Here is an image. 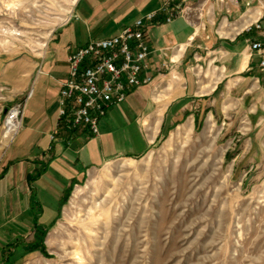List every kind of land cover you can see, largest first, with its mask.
Masks as SVG:
<instances>
[{
	"label": "rangeland",
	"instance_id": "374dc122",
	"mask_svg": "<svg viewBox=\"0 0 264 264\" xmlns=\"http://www.w3.org/2000/svg\"><path fill=\"white\" fill-rule=\"evenodd\" d=\"M76 1L0 0V72L38 56ZM224 90L145 154L90 171L15 264H264V84L250 108Z\"/></svg>",
	"mask_w": 264,
	"mask_h": 264
},
{
	"label": "crops",
	"instance_id": "0c3cea01",
	"mask_svg": "<svg viewBox=\"0 0 264 264\" xmlns=\"http://www.w3.org/2000/svg\"><path fill=\"white\" fill-rule=\"evenodd\" d=\"M237 1L209 0L193 24L177 19L150 25L147 64L152 81L112 106L99 121L97 136L82 128L69 137L57 125L67 58L89 39L118 35L156 10L158 0H77L38 56L6 65L0 72V85L8 88L7 94L0 89V124L7 108L27 100L12 142H4L0 130V264H15L30 239L56 223L66 193L90 171L145 154L186 118L194 119L192 110L202 105L204 96L223 85L222 94L250 108V93L264 84V70L258 69L257 56H248L249 35H235L232 24L240 21L246 3L250 20L262 15L264 0ZM235 104L224 107L234 109Z\"/></svg>",
	"mask_w": 264,
	"mask_h": 264
},
{
	"label": "built area",
	"instance_id": "2783aa9c",
	"mask_svg": "<svg viewBox=\"0 0 264 264\" xmlns=\"http://www.w3.org/2000/svg\"><path fill=\"white\" fill-rule=\"evenodd\" d=\"M208 1L158 0L156 10L145 14L118 35L99 40L89 39L84 46L71 52L67 58V77L59 89L58 127L69 137L82 128H86L91 136H97L99 121L108 110L123 103L134 89L152 81L147 64L151 52L148 27L159 20L170 24L183 19L193 24L195 20L199 21ZM215 1L220 4H238L237 0ZM239 20L232 24L235 35H249L246 39L248 56H257V67L262 71L264 13L250 20V3H246ZM241 24L243 26L237 29ZM252 34H257V37L250 38ZM219 36L227 38L223 34ZM26 100L24 98L14 103L3 114L0 130L6 143L12 142L21 128Z\"/></svg>",
	"mask_w": 264,
	"mask_h": 264
},
{
	"label": "trees",
	"instance_id": "16d2710c",
	"mask_svg": "<svg viewBox=\"0 0 264 264\" xmlns=\"http://www.w3.org/2000/svg\"><path fill=\"white\" fill-rule=\"evenodd\" d=\"M31 250H34V248H32Z\"/></svg>",
	"mask_w": 264,
	"mask_h": 264
}]
</instances>
